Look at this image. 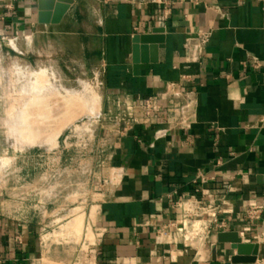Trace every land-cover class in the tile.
Returning a JSON list of instances; mask_svg holds the SVG:
<instances>
[{
  "label": "crops",
  "instance_id": "0c3cea01",
  "mask_svg": "<svg viewBox=\"0 0 264 264\" xmlns=\"http://www.w3.org/2000/svg\"><path fill=\"white\" fill-rule=\"evenodd\" d=\"M159 26L158 61L134 62V35ZM0 39L21 54L75 57L102 86L110 167L90 193L103 235L87 264H227L237 250L219 232L174 240L191 196L230 210L219 214L225 232L259 242L264 260V212L246 218L264 202V0H76L57 25L38 21V0H0ZM49 205L37 218L0 199V264L80 256L79 238L44 239L61 220Z\"/></svg>",
  "mask_w": 264,
  "mask_h": 264
},
{
  "label": "rangeland",
  "instance_id": "374dc122",
  "mask_svg": "<svg viewBox=\"0 0 264 264\" xmlns=\"http://www.w3.org/2000/svg\"><path fill=\"white\" fill-rule=\"evenodd\" d=\"M14 48L10 40L0 39V88H3L0 89V199H4L7 204H20L23 210H28L29 207L35 208L34 210L37 218L43 216L45 212L44 206L50 204L49 213L53 211L55 215L54 219L61 218V220L51 224V226L45 227L44 233H52V238L54 240H65L67 244H72L79 238L78 248L80 250L85 241H87V237L91 240L92 236L90 230L91 226L89 225V215L92 210V195L90 193L97 183H100L101 178L108 175L110 167L107 160L108 152L104 149V142L107 141V136L102 134L105 128L104 126H107L109 123L102 120L101 111V114L98 115L97 111L94 110L96 108L90 107L91 109L88 110L90 104L93 103L96 105L94 100L93 102L91 101L92 103H89V106L86 105L87 110L81 106L82 104H86L87 99H91L90 97L94 95V93L96 96L98 94L102 96V86L96 79V75L91 70H86L75 57L71 59L56 56L51 57L47 56L44 50L42 55H35L33 53L21 54L17 48H15L16 50ZM18 67L24 68L21 69ZM17 70L22 71V73ZM43 70H47V72L50 71L48 74L50 73L51 76L54 74L57 81L53 78L52 83L55 85H48V90H44V92L38 93L34 88L37 94L34 92L35 90L32 89V87H34L32 84H34L36 81L35 79L38 78L37 73ZM23 72H25L24 74L26 75L28 74L27 76L22 75L24 80L23 78L20 79L22 77L20 74H23ZM1 74H3V76ZM30 77L33 79H29ZM9 80L11 82H9ZM17 80H20V82ZM8 83L11 84L9 85ZM60 84H62V86ZM53 87L55 89H53ZM21 88H23V90ZM56 88L58 92H56L57 95L63 92L61 94L62 97L56 96L54 93ZM16 90H18V92ZM30 90H34L31 93L39 98H37V102H39L42 96L44 98L46 95L45 97H48V99L44 98V100L46 99L45 101H49L52 105L49 106V108L45 107L49 109V111H46L44 110L45 108L41 106V103L33 102L31 104V106H33H30L31 112L37 115L36 112L40 110L38 113L40 112L44 117V113L42 112L45 111L48 113H45L48 115L47 120L50 121L46 122V116V118L43 119L42 117V119L39 120L40 122L43 120L44 123H42V125L46 126L42 128V125H40L41 129H37L36 134L39 133L38 136L41 135L43 137H39L42 139L41 143L35 142L33 144H26L25 142H16L18 137L15 138V135L18 136L19 132L22 130H18V132L17 130H10L14 124L6 122L5 118L12 117L13 115L17 118L21 115L25 108L23 103H29L27 100L33 97V95L31 96L30 94ZM22 92L25 93L23 94ZM66 93L72 95L80 93L82 99H78V102L74 98L76 101H74V104H72L69 109L68 107L61 109L62 107L59 104L67 100ZM49 94L51 96L54 94V97H58L61 102L56 100L57 98H52ZM63 96L66 97L65 100ZM5 97L9 102L5 101ZM51 98L56 100V103L54 101L53 104ZM22 99H24L25 102L22 101ZM13 100H15L14 102L16 103L21 101V103L19 102V105L14 107L10 105ZM41 102H43V100ZM75 102H78L79 105ZM93 104L92 106H95ZM58 106L61 110H58ZM52 107L54 111H52V109L50 111ZM35 114H33V116ZM1 120L5 123L1 122ZM35 123L37 124L39 122ZM20 125L23 124L20 123ZM44 129L46 131H44ZM55 135L57 136L55 140H53ZM23 143L25 144L22 146L21 144ZM86 214L87 218L85 217ZM95 216L96 214L93 215V217ZM77 220H79L78 224L76 223ZM93 228L95 229L96 227L93 225ZM55 232L59 234L56 236ZM76 258L77 256L73 258L71 263L75 262Z\"/></svg>",
  "mask_w": 264,
  "mask_h": 264
},
{
  "label": "built area",
  "instance_id": "2783aa9c",
  "mask_svg": "<svg viewBox=\"0 0 264 264\" xmlns=\"http://www.w3.org/2000/svg\"><path fill=\"white\" fill-rule=\"evenodd\" d=\"M7 7L11 9V6L9 5ZM252 65L255 67H260L261 64L258 62H254L252 63ZM146 106L148 109H151L152 106L151 99L147 100ZM201 179L203 182H207L210 180V178L206 175H201ZM207 196L209 200L214 199V193L212 192L208 193ZM192 201L196 205V208L194 210L191 208V204H190V202ZM206 202L207 201H205V199H197L191 196L189 198H186L185 202H181L180 204H178L183 208L184 212H183V222L181 224H173L175 226V230L173 234L175 241L178 240L184 242L194 241V240L202 239L208 236L209 234H212V232L214 231L220 233V232H225L228 229V223L230 219H221L219 217V214L223 212H231V211L224 210L221 205H215L211 202L209 203ZM94 211L95 210H92L93 224L90 225L91 226L90 229L95 235V240L91 241L87 237V241H85L83 247L80 250V253L81 252L82 253L75 260V262L69 264H87L85 260L89 258L87 256L89 250H91V248L97 244L98 239L101 238V236L103 235L102 230L98 228L96 225L97 223V221L95 220L96 216L93 217V215L96 214V212ZM263 212H264V202L260 204H253L246 211V218L252 222L256 220H261ZM93 225H96V229L93 228ZM55 233L56 236L59 234L57 232ZM88 233H89V228H88ZM51 237H52L51 233H44L45 240H49ZM256 263L264 264V260H258Z\"/></svg>",
  "mask_w": 264,
  "mask_h": 264
},
{
  "label": "water",
  "instance_id": "95a60500",
  "mask_svg": "<svg viewBox=\"0 0 264 264\" xmlns=\"http://www.w3.org/2000/svg\"><path fill=\"white\" fill-rule=\"evenodd\" d=\"M76 0H38V21L41 24H60ZM166 42V28L155 27L150 32L136 34L133 37V60L136 63H155L159 59L160 44ZM264 184V175L258 177ZM220 242H232L237 250L227 264H256L259 259L261 244L247 243L239 232H220Z\"/></svg>",
  "mask_w": 264,
  "mask_h": 264
},
{
  "label": "bare ground",
  "instance_id": "6f19581e",
  "mask_svg": "<svg viewBox=\"0 0 264 264\" xmlns=\"http://www.w3.org/2000/svg\"><path fill=\"white\" fill-rule=\"evenodd\" d=\"M15 47V46H14ZM18 68H21V67H18ZM22 68H24V67H22ZM21 68V69H22ZM17 69V68H16ZM15 69V70H16ZM43 69V68H42ZM26 70V69H25ZM47 70H48V68H47ZM47 70H43V71H41V72H38L37 73V75H38V78L37 79H35L36 81H35V85L34 84H32L34 87H32V89H36L37 91H38V93L39 92H44V90H48V85H52V84H54V83H52V81H53V78H54V80L55 81H57L56 79H55V75H54V77H53V75L51 76V74L49 73L48 74V72H50V71H48L47 72ZM17 71H20V70H17ZM16 71V72H17ZM53 71V70H52ZM51 71V72H52ZM21 73H22V71H20ZM26 72V71H25ZM25 72H23V74H20L21 76L23 75V76H27L26 74H24ZM28 73H30V72H28ZM53 73V72H52ZM16 74V73H15ZM2 76H3V74H1ZM14 75V74H13ZM36 75V74H35ZM34 75V76H35ZM17 76H18V73H17ZM21 77L20 79H22L23 78V80H24V77ZM33 76V77H34ZM13 77V76H12ZM20 77V76H19ZM11 78V77H10ZM32 77H30L29 79H31ZM36 78V77H35ZM17 79H18V77H17ZM27 79V78H26ZM33 79V78H32ZM11 80V79H10ZM9 80V82H11ZM28 80V79H27ZM13 81V80H12ZM17 81H19L20 82V80H17ZM30 81V80H29ZM29 81H27V82H29ZM54 81V82H55ZM22 82V81H21ZM31 82V81H30ZM25 83V82H24ZM9 85L11 84V83H8ZM14 84V83H13ZM18 84V83H17ZM28 84V83H27ZM22 85V84H21ZM55 85V84H54ZM61 86H62V84H60ZM24 86V85H23ZM22 86V87H23ZM57 86V85H56ZM12 87V86H11ZM10 87V88H11ZM20 87V86H19ZM52 87V86H51ZM13 88V87H12ZM24 88V87H23ZM23 88H21L22 90H23ZM47 88V89H46ZM61 88V87H60ZM0 89H3V88H0ZM5 89V88H4ZM26 89V88H25ZM31 89V88H30ZM34 89V90H35ZM53 89H55L54 87H53ZM63 89V88H62ZM9 90V89H8ZM14 90V89H13ZM21 90V91H22ZM34 90H30V94H31V96L33 95V97L32 98H29L27 101H29V103H23L24 104V110H23V112L21 113V115H19L17 118L16 117H14V115L12 116V117H7V118H5V121L6 122H9V123H12V124H14L11 128H10V130H17V132H18V130H25V131H21V132H19V134H18V136L17 135H15V138H17L18 137V140L16 141V142H25L26 144L27 143H31V144H33V143H35V142H40L41 143V141H42V139H40L42 136L41 135H39L38 136V134H36L37 133V129L38 130H40L41 129V127L42 128H44V127H46V126H43L42 125V123H44L43 122V120L40 122L39 120H41L42 119V115H41V113L39 112L38 113V111H40V110H38L36 113H37V115L34 113V112H31V107H33V106H31V104L33 103V102H37V100L39 99L37 96H35L34 94H32L31 92L32 91H34ZM36 90L34 91V92H36ZM61 90V89H60ZM15 91V90H14ZM17 92H18V90H16ZM21 91H20V93H21ZM50 91V90H49ZM59 91V90H58ZM63 91V90H62ZM69 91V90H68ZM68 91H65V92H68ZM74 91V90H73ZM11 92H13V91H11ZM26 92V91H25ZM24 92V93H25ZM57 88H56V90H55V94H56V96H61L62 97V93L60 94L59 93V95H57ZM60 92V91H59ZM72 92V91H71ZM76 92H78V91H76ZM8 93H9V91H8ZM16 93V92H15ZM23 93V92H22ZM23 93V94H24ZM37 93V92H36ZM37 93V94H38ZM52 93V92H51ZM69 93H70V91H69ZM72 93H74V92H72ZM12 94H14V93H12ZM19 94V93H18ZM67 95V100H65V96H63V98H64V100H65V102L63 101V102H61L59 99H58V97H54L55 95L54 94H52L53 96H51L50 94V96L53 98H55L56 100H58V101H60L61 102V104H59L61 107V109H64V107H68V109L70 108V106H72V104H74V101H78L79 102V100L78 99H82V95L79 93V94H77V95H72V94H68V93H66ZM74 94H76V93H74ZM11 95V94H10ZM45 95V94H44ZM22 96H24V95H22ZM40 96V95H39ZM46 96V95H45ZM44 96V98H47L48 99V97H45ZM48 96V95H47ZM8 97H10V96H8ZM13 97H14V95H13ZM27 97H29V96H27ZM61 97H59V98H61ZM12 98V97H11ZM16 98H17V96H16ZM19 98V97H18ZM38 98V99H37ZM44 98H43V96L40 98V100H39V102H37V103H41L42 105V107H46V108H49V106H51L52 104L49 102V101H45L44 100ZM51 98V100H52V102H53V104H54V101H55V103H56V100H54V99H52ZM63 98H61V99H63ZM76 100H75V99ZM91 99H87V102H86V104H82L81 106H82V108H86V105L87 106H89V103H92L93 102V100L95 101V103H96V105L95 104H93V105H95V106H92V104H90V106H89V109L88 110H90L91 108L90 107H92V108H96V109H94V110H96L97 111V114L99 115L100 114V111H101V99L99 98V97H97L96 95H95V93H94V95H92L91 97H90ZM14 99V98H13ZM20 99V98H19ZM19 99H17V100H19ZM50 99V98H49ZM12 100V99H11ZM43 100V102H41ZM72 100V101H71ZM5 101H7L6 100V97H5ZM15 100H13V102L12 101H10V102H12V104H10V105H12V106H14V107H16L17 105H19V102L21 103V101H19V102H14ZM22 101H24V99H22ZM32 101V102H31ZM92 101V102H91ZM7 102H9V101H7ZM25 102V101H24ZM70 102H72V103H70ZM76 103V104H78L79 105V103ZM35 104V103H34ZM33 104V105H34ZM22 105V104H21ZM28 105V106H27ZM31 106V107H30ZM38 106H40V105H38ZM38 106H36V107H38ZM55 106V105H54ZM57 106V105H56ZM27 107V108H26ZM36 107H34V108H36ZM41 107V108H42ZM21 108H23V107H21ZM44 108H42V109H44ZM44 109V110H48L49 111V109ZM81 108V107H80ZM7 109V108H6ZM30 109V110H29ZM51 109H52V111H54L53 110V107L52 108H50V111H51ZM61 109H59V106H58V110H61ZM22 110V109H21ZM37 110V109H36ZM86 110H87V108H86ZM33 111V110H32ZM57 111V110H56ZM63 111V110H62ZM15 112H18V111H15ZM42 112V111H41ZM92 112V111H91ZM19 113V112H18ZM42 113H44V117H43V119L44 118H46V122H48V121H50V120H47L48 119V115H46L45 113H47V112H42ZM50 113V112H49ZM53 113V112H52ZM51 113V114H52ZM93 113V112H92ZM11 114V113H10ZM33 114H35L34 116H33ZM48 114V113H47ZM23 115V116H22ZM50 115V114H49ZM46 116V117H45ZM49 117H51V116H49ZM52 119V118H51ZM1 122H4V121H2L1 120ZM35 122H39V123H35ZM5 123V122H4ZM3 123V124H4ZM20 123H22L23 125H20ZM33 123H35V124H33ZM2 124V126L4 127V125ZM36 125H37V127H36ZM38 125H39V127H38ZM40 125H42L41 127H40ZM45 125H46V123H45ZM6 126V125H5ZM63 128V127H62ZM7 129V128H6ZM9 130V131H10ZM43 130V129H42ZM8 131V130H7ZM34 131H36V132H34ZM44 131H46L45 129H44ZM45 133V132H44ZM60 133V132H59ZM9 136V135H8ZM7 136V137H8ZM41 136V137H40ZM56 136L57 135H55L54 136V139L53 140H55V138H56ZM58 136H59V134H58ZM12 137V136H11ZM40 137V138H39ZM43 138V137H42ZM55 142V141H54ZM25 143H23V144H21L22 146L25 144ZM56 143V142H55ZM19 144V143H18ZM38 144V143H37Z\"/></svg>",
  "mask_w": 264,
  "mask_h": 264
}]
</instances>
